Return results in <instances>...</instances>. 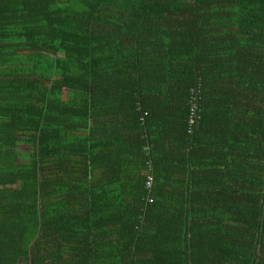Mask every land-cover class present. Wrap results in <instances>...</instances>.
<instances>
[{
    "label": "trees",
    "instance_id": "1",
    "mask_svg": "<svg viewBox=\"0 0 264 264\" xmlns=\"http://www.w3.org/2000/svg\"><path fill=\"white\" fill-rule=\"evenodd\" d=\"M0 264H264V0H0Z\"/></svg>",
    "mask_w": 264,
    "mask_h": 264
},
{
    "label": "built area",
    "instance_id": "2",
    "mask_svg": "<svg viewBox=\"0 0 264 264\" xmlns=\"http://www.w3.org/2000/svg\"><path fill=\"white\" fill-rule=\"evenodd\" d=\"M190 122H192V121L190 120ZM144 179H145V182H144L145 187H149L150 186V182L152 180L151 163L149 161H147L146 164H145ZM147 201L149 202L150 200H147Z\"/></svg>",
    "mask_w": 264,
    "mask_h": 264
},
{
    "label": "rangeland",
    "instance_id": "3",
    "mask_svg": "<svg viewBox=\"0 0 264 264\" xmlns=\"http://www.w3.org/2000/svg\"><path fill=\"white\" fill-rule=\"evenodd\" d=\"M18 145V149H19V152L21 153V154H27L29 151L27 150V148H25L26 147V144H25V142H19V143H17Z\"/></svg>",
    "mask_w": 264,
    "mask_h": 264
}]
</instances>
